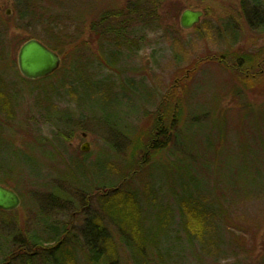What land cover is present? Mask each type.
Returning a JSON list of instances; mask_svg holds the SVG:
<instances>
[{
	"label": "rangeland",
	"instance_id": "374dc122",
	"mask_svg": "<svg viewBox=\"0 0 264 264\" xmlns=\"http://www.w3.org/2000/svg\"><path fill=\"white\" fill-rule=\"evenodd\" d=\"M127 1H54L56 5L50 8L71 17L67 31L80 38L79 67L67 76L70 57L65 47L55 72L29 80L18 72L17 51L32 33L43 36V28L38 24L24 26L17 19L14 0H0V27L6 31L3 43L10 66L7 81L13 82L9 83L11 112L0 113V184L20 198L12 213H0V264H24L26 255L14 260L6 255L16 251L33 231L49 235L46 224H69L72 233H77L83 219L78 209L86 214L97 209V195L102 189L111 190L129 170L130 149L139 137L144 143L146 130L169 100L175 113L182 112L170 145L159 158L132 167L136 171L142 165L126 181L128 187L138 190L159 189L158 203L147 208L149 238L156 234V215L162 217L165 205L173 204L170 191L181 183L217 192L221 177L226 175L225 163L232 172L228 178L234 181L240 169L250 168L264 156L260 144L264 140L258 137H264V57L255 73L233 68L236 59L223 63L218 59L228 49L220 37L223 29L219 23L229 17L234 18L232 23L239 32L231 52L255 55L264 46V31L248 28L241 0H165L170 9L159 11L164 14L161 28L140 33L136 27V31L132 29L135 43H129V49L122 45L100 51L90 22L104 10L123 8ZM42 4L47 5V1ZM188 8L199 9L203 15L197 25L182 29L179 16ZM111 49L118 60L114 67H107L99 59L111 61L106 56ZM76 71L81 80L70 81ZM243 76H251L252 81L246 79L252 82L249 88L243 84ZM65 80L59 88L58 83ZM84 142L89 144L88 152L80 149ZM169 148H173L172 155ZM188 161L190 174L197 179L193 182L185 169ZM232 209L231 226L228 231L223 228L221 241L204 248L197 241L191 243L193 248L186 244L185 233L174 220L159 246L172 249L168 258L164 255V264H264V197L240 201ZM9 219L12 224L5 221ZM237 227L247 231L245 239L231 240ZM109 229L118 239L113 225ZM119 255L121 264H132L125 247H119ZM81 260L87 263V259Z\"/></svg>",
	"mask_w": 264,
	"mask_h": 264
},
{
	"label": "trees",
	"instance_id": "16d2710c",
	"mask_svg": "<svg viewBox=\"0 0 264 264\" xmlns=\"http://www.w3.org/2000/svg\"><path fill=\"white\" fill-rule=\"evenodd\" d=\"M45 1H47V5L42 4ZM48 1L14 0L17 19L29 28L35 27L36 24L40 25L43 28V36L32 33L29 38L40 40L47 47L57 52L58 55L63 52L65 47H68L67 55L70 57V65L67 76L71 77L72 69L78 66L77 64L81 59L78 50L80 38L75 32L67 31L70 25L67 20L72 23L71 17L57 11V9L52 10L50 8L57 0ZM164 8H169L165 0H128L121 9H109L99 13L96 19L90 22L89 29L94 36V40L99 44L100 51L111 46L121 47L122 45L129 49V43H135L132 36L133 32L136 31V27L140 33L146 30L156 31V29L161 28L164 24V14L161 16L159 11ZM240 8L248 28L263 32L264 0H241ZM64 18H66V21H64ZM233 19V17H229L222 19L219 23L220 29H223V31L220 30V37H224L228 49L221 56H218V59L222 63L228 62L229 58L236 59L237 64H232L233 68L238 69L239 67L242 72L255 73L256 62L259 63L264 57V46L255 55L248 52H231V48L239 41L237 24L232 23ZM5 35V29L0 27V113L9 115L13 105L9 85L13 82L7 81L9 80L7 78L10 66L6 63L7 54L3 43ZM130 35L131 39L128 38ZM106 56H110L112 60L108 62L105 57H102L103 59H99V57L98 59L107 67H114L118 60L116 52L111 49ZM65 58H67L66 55L62 57L63 63H65ZM238 63H244L245 66L240 67ZM66 71L63 73H66ZM14 73L18 75L17 72ZM246 79L251 80L252 78L251 76L242 77L243 84L248 87L252 80L246 81ZM78 80L81 79L77 77L76 71V77L70 81L78 82ZM66 82L65 80L58 83L59 88ZM72 88L75 89L76 85ZM172 105L173 103H170V100L166 102V105H161L163 106V112L157 113L152 127L146 130L144 143L139 137L138 142L130 149L129 159L132 166L125 171L121 179L113 184L111 190L102 189L103 193L97 195V209L87 214L84 213L85 210H82V208L78 209L83 219L82 227L78 229L77 233H72L69 224L57 226L56 223L51 222L49 225L46 224L50 229L49 235L44 237L33 231L31 235L21 241L22 243L18 244L16 251L8 252L6 258L10 255V259L14 260L16 256L26 255L27 260L24 264H82L81 258L87 259V263L83 260L85 264H121L119 247L122 246L128 250V258L132 264H154L156 261L158 264H164L166 261L164 255L168 258L171 248L159 246L163 243L161 238L167 236L174 220L185 233L186 244L190 247H194L191 245L193 241H197L200 246H203L202 248H204V245L213 243L217 245L221 241L223 228L225 227L228 231L227 228L231 226L229 221L233 218L232 214L234 213L232 205L240 201L263 199L264 156L255 160L250 168L238 169L234 181L229 180V174H232V172L230 166L225 163L226 169L223 174L226 175L224 178L221 177L219 181L218 194L214 189V192L210 193L203 191L198 184H194V187L191 188L188 183H181L177 189L170 191L173 195L174 205L166 204L163 216L156 215V234H154V237L149 238L151 229L148 226L147 208L148 205L158 203L157 194L159 189L148 187V189L138 190L128 187L126 181L130 180V177L141 168L142 165H138L136 171H134L133 168L136 164L150 163L156 156L159 158L170 145V141L174 137V130L177 128V124L181 122L182 117V112L175 113L172 110ZM166 119H168L167 122H165ZM258 137L264 140V137L259 134ZM260 144L264 148V143ZM172 149H168V154H173ZM138 154L140 158L137 159ZM182 161L184 160L182 159ZM184 164L192 182L193 180L196 181L197 179L190 174L189 161L184 162ZM107 167L108 165H106V169ZM199 168L202 169V165ZM194 170L197 175H201L199 169L195 168ZM141 195H144V200ZM0 213L6 214L8 212L0 211ZM9 213H12V211ZM10 220L5 221L12 224L13 221ZM108 224L113 225L118 234V239L112 235ZM246 233L247 231L237 227L235 233L230 234L232 235L231 240L240 241L239 237L245 239ZM78 254L82 256L80 257Z\"/></svg>",
	"mask_w": 264,
	"mask_h": 264
},
{
	"label": "water",
	"instance_id": "95a60500",
	"mask_svg": "<svg viewBox=\"0 0 264 264\" xmlns=\"http://www.w3.org/2000/svg\"><path fill=\"white\" fill-rule=\"evenodd\" d=\"M7 14L9 10L7 9ZM203 12L199 9H184L179 16V26L190 29L200 22ZM61 58L52 49L36 38H28L19 47L16 63L20 75L29 80L40 79L51 75L60 66ZM88 142L80 149L88 151ZM20 205L18 194L12 189L0 184V211H12Z\"/></svg>",
	"mask_w": 264,
	"mask_h": 264
},
{
	"label": "flooded vegetation",
	"instance_id": "af4514ba",
	"mask_svg": "<svg viewBox=\"0 0 264 264\" xmlns=\"http://www.w3.org/2000/svg\"><path fill=\"white\" fill-rule=\"evenodd\" d=\"M6 14H7V10H6ZM259 64H260V62H259ZM258 66V62H256V64H255V67H257ZM83 134V133H82ZM88 150H89V147H88ZM88 152V151H87Z\"/></svg>",
	"mask_w": 264,
	"mask_h": 264
},
{
	"label": "bare ground",
	"instance_id": "6f19581e",
	"mask_svg": "<svg viewBox=\"0 0 264 264\" xmlns=\"http://www.w3.org/2000/svg\"><path fill=\"white\" fill-rule=\"evenodd\" d=\"M176 129V128H175ZM174 132H175V130H174ZM89 147V146H88ZM103 193V192H102Z\"/></svg>",
	"mask_w": 264,
	"mask_h": 264
}]
</instances>
